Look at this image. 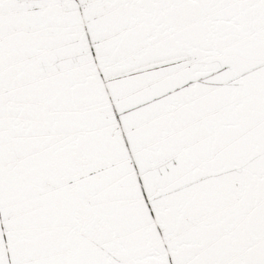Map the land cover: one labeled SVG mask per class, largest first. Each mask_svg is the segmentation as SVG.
I'll list each match as a JSON object with an SVG mask.
<instances>
[{
  "label": "snow or ice",
  "instance_id": "6c2138e0",
  "mask_svg": "<svg viewBox=\"0 0 264 264\" xmlns=\"http://www.w3.org/2000/svg\"><path fill=\"white\" fill-rule=\"evenodd\" d=\"M0 264H264V0H0Z\"/></svg>",
  "mask_w": 264,
  "mask_h": 264
}]
</instances>
